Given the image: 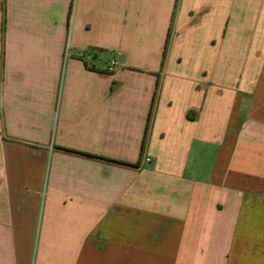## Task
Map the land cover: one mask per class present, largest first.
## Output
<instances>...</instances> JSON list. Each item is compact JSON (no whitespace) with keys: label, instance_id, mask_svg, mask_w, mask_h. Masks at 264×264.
Here are the masks:
<instances>
[{"label":"crops","instance_id":"0c3cea01","mask_svg":"<svg viewBox=\"0 0 264 264\" xmlns=\"http://www.w3.org/2000/svg\"><path fill=\"white\" fill-rule=\"evenodd\" d=\"M0 264H264V0H0Z\"/></svg>","mask_w":264,"mask_h":264},{"label":"built area","instance_id":"2783aa9c","mask_svg":"<svg viewBox=\"0 0 264 264\" xmlns=\"http://www.w3.org/2000/svg\"><path fill=\"white\" fill-rule=\"evenodd\" d=\"M117 64V62L114 60L112 62V65L110 66V69H113V67ZM147 160H150V158H147Z\"/></svg>","mask_w":264,"mask_h":264}]
</instances>
